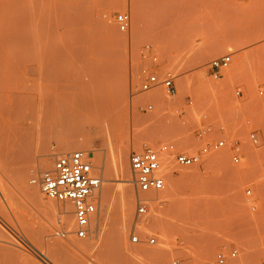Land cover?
Here are the masks:
<instances>
[{
	"label": "rangeland",
	"instance_id": "1",
	"mask_svg": "<svg viewBox=\"0 0 264 264\" xmlns=\"http://www.w3.org/2000/svg\"><path fill=\"white\" fill-rule=\"evenodd\" d=\"M79 7L85 13L92 11L93 19L84 27L93 29L88 31L91 39L74 45L84 49L80 55L68 53L44 71L38 61L39 44L32 39L61 21L55 39L71 44L66 41L74 37L64 32L75 28L68 27L66 19ZM122 13L131 16L126 32L115 22ZM228 54L232 56L230 67L220 80H213L209 63ZM153 55L159 59L157 66L152 63ZM0 58V244L9 249L4 264H64L51 246L54 241L70 248L79 246L67 249L66 254L81 264H198L233 248L241 255L234 264L264 258V144L254 148L246 140V117L257 109L258 92L264 89V0H0ZM18 63L20 70L7 73ZM110 64L121 71L118 78L126 80L124 99L109 115L81 118L84 131L78 140L84 148L70 151L86 152L92 175L102 181L92 234L77 239L73 205L49 199L38 183H30L66 154L61 149L63 132L55 120L32 112V108L42 89L52 88L55 95L67 89L70 93L87 80L88 71ZM155 68L172 74L176 97H170L163 87L140 93L142 71ZM237 90L241 97L236 96ZM150 103L154 111L140 110ZM207 128L212 139L239 141L243 163H232L229 148L189 169L167 155L172 159L167 164L173 178L164 172L165 190L148 195V213L138 216L133 175L130 170L131 183L120 177L119 152L128 150L129 168L130 154L146 147L160 150L165 144H174L197 152L212 140L198 136L199 130ZM47 155L52 165L43 172L39 162ZM19 168L25 174L23 181L19 173L23 182L15 178ZM106 178L111 181L103 182ZM108 187L113 191L109 200L104 199ZM32 189L55 202L56 210L40 207L31 197ZM122 189H127L126 196L133 201L130 218L123 211ZM249 189L252 198L245 195ZM66 211L74 221L71 232H66L62 220ZM155 221L160 223L156 224L158 230L151 229ZM134 236L139 243L132 242ZM150 238L156 239L155 245L145 243ZM206 248L210 249L208 255L202 254Z\"/></svg>",
	"mask_w": 264,
	"mask_h": 264
},
{
	"label": "built area",
	"instance_id": "2",
	"mask_svg": "<svg viewBox=\"0 0 264 264\" xmlns=\"http://www.w3.org/2000/svg\"><path fill=\"white\" fill-rule=\"evenodd\" d=\"M115 22L119 30L126 32L131 24V16L127 13L118 14ZM149 48V47H148ZM152 63L157 66L159 59L156 55L151 57ZM232 63L230 54L213 59L209 63V70L213 80H220ZM142 84L140 93H148L163 87L170 97L178 94L174 77L170 72L160 73L155 69H144L140 75ZM237 97L242 96L241 90L235 93ZM259 102L257 109L250 116L246 117L248 128L246 140L254 148L264 144V89L258 92ZM192 106L193 102H188ZM140 110L147 112L154 111L153 104L140 106ZM207 136L212 139L211 129L199 130L198 136ZM224 148H229L231 161L234 165H241L245 159L240 151L239 141L229 140L226 137L212 139L209 144L197 152H188L179 149L174 144H165L160 150L146 147L141 152H132L129 157V164L133 175V184L137 191L136 204L137 215L145 216L148 213V195L160 193L166 188L164 175L167 157L171 155L175 163L185 169L197 167L210 157ZM93 167L88 154L84 151H75L60 155L56 158L51 170L41 173L39 177H34L30 183L39 184L42 193L51 200L59 203H71L74 209L76 222L75 236L77 239H87L92 234V222L97 214V198L101 189L102 181L92 175ZM245 195L252 198V190H247ZM254 211L255 207L252 205ZM58 235L66 238V234ZM133 243H139L137 236L132 238ZM147 245H155L156 239L150 238L145 242ZM264 250V242L262 244ZM241 255L237 248L228 252L216 253L213 258L198 264H234L240 261ZM173 264H179L174 261ZM242 264H264V258L244 261Z\"/></svg>",
	"mask_w": 264,
	"mask_h": 264
},
{
	"label": "bare ground",
	"instance_id": "3",
	"mask_svg": "<svg viewBox=\"0 0 264 264\" xmlns=\"http://www.w3.org/2000/svg\"><path fill=\"white\" fill-rule=\"evenodd\" d=\"M85 5H82V6H85ZM89 10H90V12H92L91 9H89ZM74 11L75 12L70 14L68 16V18L66 19V21H68V23H69V24H66V25H68V27H72V28H75V29L72 30V31L70 29H67L64 32L66 36H73L74 37V39L72 41H71V38H69L70 41H66V43L70 42L71 44H68V43L67 44H60L55 39L56 35L58 34V30H57L58 29V24H60L61 21H55L58 24L57 23H53L46 30L44 29V32L42 33L43 35H41L40 37L37 38L36 34H35L36 38L34 40L32 39V41H31V42L36 43V45H37V43L39 44L40 54H38V56H39V58H38L39 60L38 61H40V63H42L44 71L51 70L52 66H53V63L57 59L58 60L59 59H63V58L65 59L68 56V53L71 54V53H75L76 52L78 54V52H79V55H80V51H84V49L82 47H80L79 49H76L74 47V45L77 43V41H79L78 43H80V41H82L83 39L86 40L87 37L89 38L90 33H92L90 31H92L93 29H90V31H89V30H87L88 28H84V27H85V24L88 25V23L91 22V20L93 19V16L90 14V12L89 13H85L84 9H81L80 7L77 8V10L74 9ZM89 28H91V27L89 26ZM88 31L90 33H88ZM89 39H91V37ZM67 40H68V38H67ZM88 40H86L87 43H88ZM6 41H7V39H6ZM86 41H84L85 43H83V44H86ZM79 45H77V46H79ZM87 47H85V48L87 49ZM101 50H103V49H101ZM101 50H100V52H101ZM82 53L83 52H81V56H82ZM84 54H86V53H84ZM101 54L102 53H100V55ZM73 55H75V54H73ZM81 56H80V58H78V57L77 58L81 59ZM82 58H84V57H82ZM200 59H201V57H200ZM0 60H1V58H0ZM90 60L91 59H89V61ZM89 63H91V62H89ZM112 64H114V63H112ZM89 66H90V64H89ZM0 68H1V66H0ZM20 69H21V65L18 63L14 67H10L9 69H7V73H15L16 71H18ZM40 70H41V67H40ZM119 72L121 73V71H119L116 67H112V65L110 67L100 68L97 71L90 70V71H88L89 74L87 76V80L85 82H83L80 87L77 88V86H76L75 90H73V91L69 90L70 93L67 92L68 89H67V91L63 90L64 92H62V94H60V95H57V94L55 95L53 93L54 91L52 90V88H46V89H42L40 91L39 98L37 100V105H33L34 108H32V112L38 111V112H40V114L41 113H45L47 115V117L49 116V117H51V118H53L55 120V122L57 123L56 127H58L60 132L61 131L63 132V140L61 142V146H62L61 149L64 150L65 153H67L66 151L70 152L73 149L84 148V145L82 143H80V141L78 140L79 135L84 131V129H82L83 127H81V123H80L81 118H85V117H88V116L93 115V114L95 115V117L100 118V117H103L105 115L111 114L112 113L111 109L115 110L114 109L115 106H120L121 105L122 100L124 99V96H125L127 88H126V80H125L124 76L121 75L122 77L118 78V75L120 76ZM38 116L41 117V115H39V114H38ZM39 119H41L40 121H42V117L39 118ZM56 127H54V130H58V129H55ZM37 140L41 141L39 138H37ZM38 143H40V142H38ZM137 144L138 143H136L135 145L137 146ZM62 150H60V151H62ZM12 151L14 152L13 154H17V155L20 153L19 151H16V150H12ZM39 151H40V149H39ZM127 151H128L127 149H124V150H121L119 152L118 159L116 161V165H117V168L119 170L120 177H123L122 178L123 181L126 182V183L127 182L131 183V179H130V170H131V168H129V165H128V162H127V153H128ZM9 156H11V155H9ZM164 156L167 157V155H164ZM168 159L172 160L171 157L168 158ZM170 164H172V162ZM51 165H52V158H51L50 155H47L46 157L41 159L40 162H39V168L41 170H43V172L45 170H48V168H50ZM169 166L170 165L166 164L164 172L168 173V175L171 178H173V174L170 171L171 168ZM22 171H23V169H20V168H19V170L17 172L15 170V173H18V174H16L18 176L15 175L16 176L15 178H18L19 177V173H20V175H23L22 176V178H23L22 180L24 181V175L25 174L24 173L22 174L21 173ZM20 177H19V179H20ZM20 180H18V182H23L22 180L21 181ZM110 181H111L110 178H106V179L103 180V182H106V183H109ZM175 182H177V181L173 180V183H175ZM18 184H20V183H18ZM109 187H108V190H106V195H105L104 199H108L109 197H111V191L112 190H110ZM125 190L127 191V189H125ZM125 190L122 191V195L124 193V195H123V211H124V213L126 215V218H130L131 215L134 214V212H133V208H134L133 207V201L130 198H128V196H126L128 193L126 194ZM31 197L33 198V200L35 202H37L39 204L40 207L43 206L44 208L51 209L52 211H53V209L56 208L55 204H54L55 202L47 200L43 194H41L40 192H38L35 189L31 190ZM64 214L65 215L62 217V220H63V223H64L65 226L64 225L63 226L66 227V232H67V229H68V232L69 231L71 232L74 229V221L68 215H66L67 211ZM132 218H133V216H132ZM62 220H61V222H62ZM131 222H132V220H131ZM142 223H144V222H142ZM153 223H155V225H152L151 229L152 230L153 229L156 230V228L158 227L157 225H159L160 223H157L156 221L153 222ZM144 224L146 225L147 223H144ZM148 226H149V224H148ZM157 230H158V228H157ZM69 236H71V235H69ZM121 240H122V238H121ZM0 242H2V241L0 240ZM2 244L3 243L0 244V264H4L5 263V260L7 259L6 256H5V253L9 250L5 245H2ZM51 246L55 249L56 252H59L61 260H62V262H64V264H81V263L74 262L66 254L67 253V249L68 250L69 249L73 250V248L74 249H80L79 246L73 245V248H70L66 244H62L61 242L59 243L57 241L56 242L54 241L51 244ZM71 247H72V245H71ZM82 247H83V245H82ZM209 251H210V249L206 248V249H204L202 251V254H207L208 255ZM107 252H109V251L107 250ZM112 252H113V250H112ZM128 252L131 253L130 251H128ZM138 252H140V251H138ZM155 252H157V251H155ZM143 253L147 254L148 251L145 250ZM149 253L152 256V252L149 251ZM158 253H156V254H158ZM140 255H141V253H140ZM138 256H139V253H138ZM147 256H148V254H147ZM118 257H119V253H118ZM125 260H126V258H125ZM125 260H124V262H125ZM112 263L114 264V262H112Z\"/></svg>",
	"mask_w": 264,
	"mask_h": 264
}]
</instances>
